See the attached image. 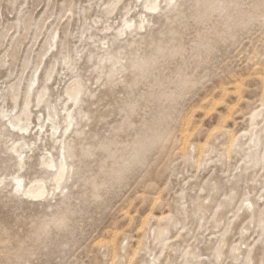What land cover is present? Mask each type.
Instances as JSON below:
<instances>
[{
  "label": "rangeland",
  "instance_id": "374dc122",
  "mask_svg": "<svg viewBox=\"0 0 264 264\" xmlns=\"http://www.w3.org/2000/svg\"><path fill=\"white\" fill-rule=\"evenodd\" d=\"M151 3L0 0V264H264V0Z\"/></svg>",
  "mask_w": 264,
  "mask_h": 264
},
{
  "label": "bare ground",
  "instance_id": "6f19581e",
  "mask_svg": "<svg viewBox=\"0 0 264 264\" xmlns=\"http://www.w3.org/2000/svg\"><path fill=\"white\" fill-rule=\"evenodd\" d=\"M157 0H152V3L150 5V9H156L158 8V5H156ZM125 25H128V23L126 22ZM129 27V26H128ZM45 88V87H44ZM45 91V89H44ZM79 94H80V90L79 88H75L70 94H69V99L73 102V103H77L79 101ZM44 96V93H39L37 95V99L40 101ZM27 97L29 98V95H27ZM29 106V102H26L25 103V109L23 111V114H24V118H25V121L24 122H28L29 120V114L27 113V108ZM259 112V110H258ZM259 115V113L257 114H253L251 115L250 119H254V118H257ZM66 119L68 120V124L71 123L72 121V116L70 115V113H67L66 114ZM21 119L17 118V123H14L13 121H10V126L13 127V128H17L19 129L20 131H28V126L26 124L24 125H19L18 123L20 122ZM253 122V121H252ZM55 129V128H54ZM228 131V130H227ZM247 133V132H246ZM227 134V133H226ZM217 135V134H216ZM253 135V133H252ZM250 141V140H249ZM250 143V142H249ZM252 143V141H251ZM250 143V144H251ZM199 148V147H198ZM13 151L15 154H17V157H18V160H19V163H20V166H23L22 164V157H21V153L18 152V149L16 148H13ZM201 151V150H200ZM61 157H62V162L59 163V164H56L54 162V160L52 159V157H49V158H43L42 159V163H43V166L47 167V168H51V169H54L55 172L57 173L56 175V180H57V183L60 181V179L62 178V175H63V172H64V169L67 168V164L64 162L65 161V153L63 152L61 154ZM15 183L17 185L18 188H22L23 185H22V182L21 180H19L18 178L15 179ZM27 193H29V195L31 197H42L44 194H45V189L42 187V186H39V185H36L35 187L31 188ZM264 214V213H263ZM238 252V251H237ZM217 256V255H216ZM248 260V259H247ZM249 264V263H248Z\"/></svg>",
  "mask_w": 264,
  "mask_h": 264
}]
</instances>
